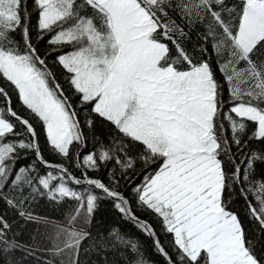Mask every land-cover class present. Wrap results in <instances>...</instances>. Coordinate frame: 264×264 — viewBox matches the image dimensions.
Returning a JSON list of instances; mask_svg holds the SVG:
<instances>
[{
	"label": "snow or ice",
	"instance_id": "1",
	"mask_svg": "<svg viewBox=\"0 0 264 264\" xmlns=\"http://www.w3.org/2000/svg\"><path fill=\"white\" fill-rule=\"evenodd\" d=\"M31 3L37 16V40L49 35L48 44L57 53L56 62L65 70L78 104L73 106L48 68L46 59L52 53L42 56L32 42L28 0H23V6L22 0H0V78L9 82L20 103L42 123L52 151L73 162L81 177L63 163L44 159L36 128L12 108L9 91L0 86L4 101L0 107V188L11 179L21 193L26 185L33 198L74 199L88 217L101 199L93 193L95 189L112 198L120 213L137 220L128 199L118 191L120 180L127 178V170L135 163L127 152L129 145L123 139L127 138L143 146L139 158L146 168L159 162L135 187L134 195L140 206L161 218L164 231L172 236L177 259L158 238L154 240L167 264H261L238 215L228 210L223 197L236 187L246 200L252 194L259 206L249 201L250 214L264 229V180L251 178L255 163L264 162V153L244 151L249 141H264V60L257 56L264 49V0H241L238 9L228 7L225 0ZM206 20L204 39L213 41L218 70L227 85V103L211 64L194 60L175 38L188 35L185 26L192 28ZM12 33H19V40ZM164 40L175 46V57ZM64 45L71 50L61 51ZM80 111L109 122L121 139L111 144L98 142L97 149L82 154L87 145ZM17 123L23 133L16 131ZM249 123L251 135L244 140ZM94 125V119L86 118L87 127ZM75 146H79L76 156L82 159L72 161ZM20 150L34 152L45 168L54 171L40 174L34 165L16 169ZM9 160L11 165L5 163ZM113 161L121 174L110 171V184L89 176ZM226 164L231 172L226 171ZM7 203L16 207L17 202L7 199ZM19 214L31 219L30 213ZM137 222L155 237L150 225ZM10 227L0 217V251L4 253L21 247L7 239ZM62 231L66 234L64 248L57 254L72 251V264H79V248L89 233ZM109 236L139 253L134 241L115 231ZM98 247H106L103 238ZM134 264L149 262L138 255Z\"/></svg>",
	"mask_w": 264,
	"mask_h": 264
},
{
	"label": "trees",
	"instance_id": "2",
	"mask_svg": "<svg viewBox=\"0 0 264 264\" xmlns=\"http://www.w3.org/2000/svg\"><path fill=\"white\" fill-rule=\"evenodd\" d=\"M225 3L230 8L238 9L241 5V0H225ZM23 6V0H22ZM28 11L32 13L30 22V31L33 44L38 45L40 54L42 56L45 53L51 52L52 54L47 56L46 62L48 68L54 73L57 82L62 86L66 96L71 98L73 106H77L78 99L74 95L73 90L67 83V74L65 70L56 62V52H52V48L48 44L49 35L46 34L44 40H37L36 24L37 16L35 14L34 5L31 0H28ZM91 11L90 9L88 10ZM169 15L176 19L177 23H181L179 16L175 12L170 11ZM208 21L203 23H197L192 28L185 26V32L187 36L180 38L175 37L184 50L196 61L207 60L215 73V77L224 88V100L228 102L227 85L224 83L223 76L218 70L219 58L214 52L212 44L213 41L209 38L205 41L204 36L207 32L206 25ZM14 38L19 40V33L11 34ZM162 39V38H161ZM170 48V55L175 57L177 55L176 48L170 41L164 40ZM69 46L64 45L61 51H68ZM205 49H207L205 51ZM259 59L264 60V49H260L257 53ZM255 59V57H254ZM0 86L5 87L11 95V106L21 116L28 118L33 126L36 128L38 143L41 153L45 160L50 161L53 164L63 163L69 167L77 177H81V171L74 167L73 162L65 160L62 156L57 155L52 151L46 140V135L42 128V123L39 122L33 115L27 110L19 101L18 95L14 88L9 85V82L0 78ZM4 101L0 98V107H3ZM79 111V109H78ZM79 118L81 123L85 125L83 132L86 137V148L81 150L82 154L93 152L98 147V142H105L111 144L113 139L120 140L121 137L117 133L114 126L109 122L95 117L93 114L89 117V114L84 111H80ZM86 118H92L95 120V125L92 128L86 126ZM11 119V118H10ZM15 122V121H14ZM226 128L228 127L225 123ZM16 131L23 133V126L17 123ZM252 125L249 123L248 132L244 135L243 139L248 140V136L251 135ZM24 138L16 137V139ZM12 139V137H9ZM30 139V137H28ZM124 142L129 145L127 148L128 155L135 161L134 167L127 170L126 179H121L118 186V191L129 201V207L132 213L138 221H142L151 226L155 232V237L146 233L139 225L137 220L130 219L124 214L120 213L118 209L114 207V200L102 193L99 190L93 189L94 194L101 196L98 200L94 214L90 217L89 225L85 232L89 233L80 245L79 248V264H134L138 255H142L143 258L149 262V264H167L166 259L157 251L154 240L159 239L161 245L165 250L172 255L173 259H177L176 252L172 243L171 234H167L159 218L151 210H148L137 203L134 195L135 187L142 184L144 176L154 172L158 167L157 164H152L148 168L145 167L143 161L139 158L142 152V145L138 142H132L127 138H123ZM230 139V134H229ZM79 146H75L71 149L72 161L82 159L76 156V151ZM249 150H255L258 153H264V141L251 140L248 146L244 149L245 152ZM235 145L232 146V152H236ZM15 168L27 167L34 165L40 174H46L52 169L45 168L36 158V155L32 151L20 150L18 151ZM224 159H227L224 157ZM237 162L240 160V156L236 157ZM11 165V161L5 162ZM226 171L231 172V166L225 165ZM54 171V170H52ZM110 171H115L117 175L121 174V170L118 166H115L114 161L109 164H102L100 170L96 172H89L90 177L99 178L105 184H110ZM13 172V176H14ZM253 180H264V162L257 161L255 163V171L251 177ZM83 191L84 185L79 186ZM7 199L15 200L16 207H13L7 203ZM24 200V204H19L20 200ZM224 202L228 210L238 215L239 220L242 223L247 239L251 242L257 257L261 260V264H264V229L261 228L258 221L253 219L249 210V201L258 208V203L252 194H249L247 200L241 195L239 187L235 190L229 189L224 194ZM74 199L62 198L59 202L49 200L46 196H36L33 198L30 195V189L25 185L23 186V192L21 189L14 188L11 183V179L0 188V217L7 221L11 226L6 231V237L8 240H15L21 247L16 248L8 253L0 251V264H64L57 258L49 256L41 251L35 250L30 247V244L34 240L35 232L37 230V221L33 218L28 219L26 216H21L20 211L30 213L42 218H47L55 221H62L72 206ZM117 232L121 237L126 240L134 241L139 249V253L126 247L123 243H116L114 238L109 236L112 232ZM101 238H103L106 247H98ZM115 244V246H113ZM3 245H0L2 248ZM75 259V257H74Z\"/></svg>",
	"mask_w": 264,
	"mask_h": 264
},
{
	"label": "rangeland",
	"instance_id": "3",
	"mask_svg": "<svg viewBox=\"0 0 264 264\" xmlns=\"http://www.w3.org/2000/svg\"><path fill=\"white\" fill-rule=\"evenodd\" d=\"M68 51L71 50V46ZM37 221V230L30 247L41 251L49 256L59 259L64 264H72L74 254L65 249L57 254L58 249L64 248L66 234L62 229L85 231L89 225L90 217L85 215V208H82L78 201L74 200L62 221H55L47 218L31 215Z\"/></svg>",
	"mask_w": 264,
	"mask_h": 264
}]
</instances>
